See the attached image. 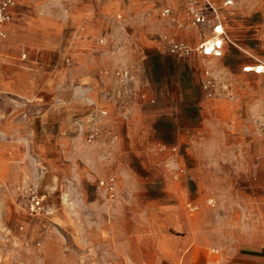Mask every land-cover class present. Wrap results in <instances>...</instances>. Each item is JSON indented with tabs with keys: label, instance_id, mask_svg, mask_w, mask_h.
Masks as SVG:
<instances>
[{
	"label": "rangeland",
	"instance_id": "obj_1",
	"mask_svg": "<svg viewBox=\"0 0 264 264\" xmlns=\"http://www.w3.org/2000/svg\"><path fill=\"white\" fill-rule=\"evenodd\" d=\"M210 1L217 12L206 9L200 23L191 7L195 2L205 9L202 0L41 1L44 22L75 5L100 11V30L90 33L100 57L89 64L54 48L68 33L19 30L23 12L27 24L33 15L17 0L7 34L0 37V57L7 60L0 63L7 71L0 79V264H128V256L113 254L102 228L115 209L122 222H134L145 214L146 201L154 213V205L175 200V192L159 185H183L178 194L189 218L217 206L213 193L192 191L197 176L191 142L211 100L233 97L241 88L264 94V77L242 69L246 62L264 61V0ZM166 8L170 13H163ZM164 36L188 44L192 54L169 52ZM214 39L222 40V55L203 54L200 45ZM91 70L103 76V101L82 79ZM123 71L128 76L118 75ZM209 77L219 85L214 98L204 89ZM84 105L93 112L98 107L97 117L87 125L73 123L66 110ZM115 105L120 119L134 117V124L124 121L118 132L119 151L133 156L102 171L98 155ZM111 178L114 191L101 184ZM128 185L136 186L124 190ZM32 192L43 199L37 212L31 210ZM197 196L202 204L194 201Z\"/></svg>",
	"mask_w": 264,
	"mask_h": 264
},
{
	"label": "crops",
	"instance_id": "obj_2",
	"mask_svg": "<svg viewBox=\"0 0 264 264\" xmlns=\"http://www.w3.org/2000/svg\"><path fill=\"white\" fill-rule=\"evenodd\" d=\"M19 1L26 4L25 9L33 15L31 23L27 24L24 10L19 30L68 33L63 43L55 44L54 48L63 49L65 55L74 53L89 64L99 59L97 44L90 34L100 30L102 14L99 10L75 5L44 22L40 18L41 1L46 0ZM17 6L18 2L14 15ZM5 62L7 60L0 57V63ZM254 64L256 61L246 62L243 72L264 77V73L244 71V67ZM91 71L83 74L82 79L102 100L107 89L102 82L103 76ZM6 77L7 71L0 67V79ZM224 96L210 101L207 114L198 126V135L193 136L191 142L192 173L197 176L192 191L213 193L217 206L189 218L178 194L184 190L183 185H174L173 189L172 185L164 184L159 185L160 188L175 192V200L154 205V213L152 201H146L145 214L135 218L134 222L128 220L125 223L120 220L119 210L115 209L102 231L109 235L113 254L128 256V264H264V94H247L241 88L233 97ZM94 110L95 113L84 105L79 109H67L66 113L73 123L78 119L82 125H87L100 111L98 107ZM119 112L118 106H113L112 121L106 125L108 132L103 137L106 146L98 155L102 171H113L119 161L133 156L119 151L118 132L124 121L127 127L134 124V117L131 115L123 120ZM235 127H239L238 133L234 132ZM3 134L7 135L5 130ZM139 154L149 160L163 159L154 153ZM135 186L123 188L131 191ZM194 201L203 203L200 196Z\"/></svg>",
	"mask_w": 264,
	"mask_h": 264
},
{
	"label": "built area",
	"instance_id": "obj_3",
	"mask_svg": "<svg viewBox=\"0 0 264 264\" xmlns=\"http://www.w3.org/2000/svg\"><path fill=\"white\" fill-rule=\"evenodd\" d=\"M196 1V0H194ZM205 5V9L199 8L195 2L193 3L191 7V13L194 16L195 22H204L206 17V9H208L210 12L216 13V9L211 3L210 0H202ZM17 5L16 0H0V37H5L7 34L6 25L13 19L14 15V9ZM164 14L170 13V9L166 8L163 10ZM215 30L218 34H223L224 31L220 25H217L215 27ZM163 46L165 49H167L169 52L176 54L180 57L189 56L192 54L193 49L188 44L175 40L172 37L164 36L162 40ZM222 40L214 39L210 40L208 42L203 43L200 45V50L205 55H215L220 56L222 55ZM68 62H71V59H67ZM244 71H254L258 74L264 73V61H257L254 65H249L244 67ZM126 75L128 76V71L119 72L118 75ZM204 89L207 92V95L209 98H214L218 96L219 94V85L217 81L214 78H208L204 82ZM102 114H107V111L103 110L101 111ZM97 131H93L89 134V141H92L96 138ZM102 186H104L107 190L114 191L115 190V184H114V178H111L110 181H101ZM31 210L37 212L43 207V199L42 197L38 196L36 193H31Z\"/></svg>",
	"mask_w": 264,
	"mask_h": 264
}]
</instances>
